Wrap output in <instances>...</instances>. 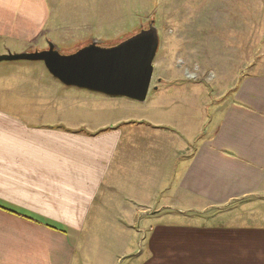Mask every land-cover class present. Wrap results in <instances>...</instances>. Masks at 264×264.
Segmentation results:
<instances>
[{
    "label": "crops",
    "instance_id": "1",
    "mask_svg": "<svg viewBox=\"0 0 264 264\" xmlns=\"http://www.w3.org/2000/svg\"><path fill=\"white\" fill-rule=\"evenodd\" d=\"M169 2L0 0V53L113 42ZM203 3L177 0V9H221ZM230 3L212 19H244L248 2ZM10 65L36 77L0 81V204L37 220L0 207V264H90L83 236L106 211L118 239L137 218L149 226L144 251L127 264H264V222L206 217H238L240 204L264 198V72L246 74L219 102L178 73L138 102L66 86L43 62ZM17 88L36 89V100L17 98Z\"/></svg>",
    "mask_w": 264,
    "mask_h": 264
},
{
    "label": "rangeland",
    "instance_id": "2",
    "mask_svg": "<svg viewBox=\"0 0 264 264\" xmlns=\"http://www.w3.org/2000/svg\"><path fill=\"white\" fill-rule=\"evenodd\" d=\"M171 1L167 9L158 8L143 22L147 23L151 18H155L161 36L159 52L154 63L152 86L159 81V78L174 79L178 78V73H182L180 74L182 78L203 84L205 89L209 91V100L212 96V99L219 102L233 94L236 86L246 74L264 72V0H241L243 3L248 2V9L244 13L245 18H235L231 21L212 19V14L223 15L226 11L223 8L231 6L232 0H214L217 3L215 7L219 6L221 9L210 10L209 16L206 15L208 11L202 9L203 5H200L198 6L199 9H195L198 10L197 17L194 16L193 11L186 14L185 11L181 10L182 8L178 10L177 0ZM201 1L203 3L204 0ZM160 5L161 2H158V7ZM257 6H261V8L256 9ZM140 25L135 28L131 27L133 28L131 32ZM58 46L62 49L66 48L63 45ZM80 46L82 44L72 49L63 50L69 52ZM33 62L37 61H0V81L2 84L30 82L33 77H36L35 72L27 67L9 66V63ZM27 86L29 88V83ZM27 88H17L16 90H19L16 95L17 98L26 101L36 100V89L31 91ZM7 90L10 96L14 94L12 92L13 87H9ZM234 210L230 211L233 212ZM263 211L264 198L257 197L239 205L236 212L238 217L234 215L225 217L222 212L218 214L214 213L215 211L207 213L206 217L218 221L224 220L227 224H260L264 222L261 215L264 213ZM124 220L130 222L128 219ZM145 220V218L135 219L132 223L133 230L122 229L118 239L116 231L119 224L113 218V212L106 211L95 234H88V238L86 234L83 236L84 241L90 246L89 256H91L92 262L89 260V263L127 264L129 259L141 255L146 242L144 240L145 231H141V229L142 227H147L146 229L149 227ZM124 238L127 239V242Z\"/></svg>",
    "mask_w": 264,
    "mask_h": 264
},
{
    "label": "water",
    "instance_id": "3",
    "mask_svg": "<svg viewBox=\"0 0 264 264\" xmlns=\"http://www.w3.org/2000/svg\"><path fill=\"white\" fill-rule=\"evenodd\" d=\"M161 36L155 18L107 42L92 39L66 52L49 41L43 49L0 53V61H42L66 86L144 102L152 85Z\"/></svg>",
    "mask_w": 264,
    "mask_h": 264
},
{
    "label": "trees",
    "instance_id": "4",
    "mask_svg": "<svg viewBox=\"0 0 264 264\" xmlns=\"http://www.w3.org/2000/svg\"><path fill=\"white\" fill-rule=\"evenodd\" d=\"M0 207H3V208H5V209H7V210H10V211H12V212H15V213L21 214V215H23V216H25V217H27V218H29V219H33V220L35 219V220H37L35 217H32L31 215H29V214H27V213L19 212L18 210H14V209H12V208H10V207L4 206L3 204H0ZM40 221H41V220H40ZM42 222H44L46 225L51 226V227H53V228H57V229H60V230H64L63 228H61V227H59L58 225H55V224H53V223H51V222H49V221H45V220H43Z\"/></svg>",
    "mask_w": 264,
    "mask_h": 264
}]
</instances>
